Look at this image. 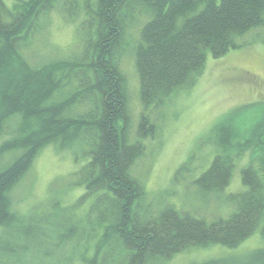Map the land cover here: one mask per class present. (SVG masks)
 Returning <instances> with one entry per match:
<instances>
[{
    "label": "trees",
    "instance_id": "16d2710c",
    "mask_svg": "<svg viewBox=\"0 0 264 264\" xmlns=\"http://www.w3.org/2000/svg\"><path fill=\"white\" fill-rule=\"evenodd\" d=\"M56 8L69 18L84 14L78 49L68 59L33 65L23 50ZM140 18L150 20L141 28ZM134 26L141 28L133 48L143 106L137 137L154 138L159 127L153 113L177 91L196 85L209 52L219 58L253 41L243 38L264 27V0H13L11 6L0 0V228L7 229L0 235V264H24L29 249L43 247L48 234L67 244L78 231L69 217L75 206L61 207L57 217L56 211L27 217L11 210V190L51 145H84L90 158L73 173L72 187L85 189L77 206L90 201L83 225L88 236L83 233L69 249L80 252L73 262L157 264L192 247L237 248L256 231L264 239V155L242 169L247 190L229 196L236 210L226 218L207 221L171 205L155 211L146 201L145 186L133 175L146 148L142 140L130 141L127 78L121 72ZM68 86L73 87L58 97ZM230 115L210 135L224 153L196 181L207 193H222L236 157L264 144V121L250 137L234 142ZM8 155L12 160L4 164ZM190 163L179 167L176 180ZM246 258L193 264H264V247ZM64 263L56 256L48 264Z\"/></svg>",
    "mask_w": 264,
    "mask_h": 264
},
{
    "label": "rangeland",
    "instance_id": "374dc122",
    "mask_svg": "<svg viewBox=\"0 0 264 264\" xmlns=\"http://www.w3.org/2000/svg\"><path fill=\"white\" fill-rule=\"evenodd\" d=\"M5 1L10 6L13 3V0ZM83 17L85 16L81 13L76 18H69L61 8L52 10L42 18V26L34 33L31 44L24 48L25 57L37 66L55 58H70L78 49L79 28ZM149 20L150 18H140L138 23H142V28ZM141 28L134 26L130 30V48L121 63V72L127 78L130 141L142 140L146 148L145 154L137 159L133 167V175L143 182L146 201L151 203L155 211L171 205L179 211L207 221L226 218L236 210L229 196L247 190L242 180V169L258 156L264 155V144L236 157L231 182L222 193L204 192L196 181L211 166L216 155L224 153L222 146L210 141L214 127L231 114L228 121L233 133L232 139L238 142L250 137L254 126L264 121V27L246 33L243 39L253 41L241 48L232 49L219 58L213 57L209 52L205 71L196 85L177 91L153 113L159 127L158 133L154 138L146 139L137 137L143 106L140 96L141 81L133 54ZM72 87L68 86L58 97L62 98ZM77 109L79 112L83 110L82 107ZM225 134L224 132L220 139ZM259 137L264 143V132ZM87 149L84 145L71 149L51 145L42 149L28 173L11 190V210L15 215L45 216L56 211L57 217L64 211L61 207L75 206L69 217H73L75 224H78V231L71 241L66 244L48 234L43 247L29 249L27 260H23L24 264H48L56 256L65 260L64 264L80 263L78 260L73 262L80 252L69 249L74 247L75 241L88 236V230L83 225L90 201L78 207L76 203L85 189L72 185H75L76 179L73 173L90 159L84 155ZM230 149L238 151L236 146ZM11 160L12 155H8L3 163ZM189 160V169L176 180L177 170ZM61 217L60 221L64 220L65 214ZM52 222L59 230L57 218ZM6 232L5 227L0 228V235H5ZM260 247H264V239L256 231L237 248L219 244L192 247L176 254L169 261L157 264H193L228 257L245 260L248 254Z\"/></svg>",
    "mask_w": 264,
    "mask_h": 264
}]
</instances>
